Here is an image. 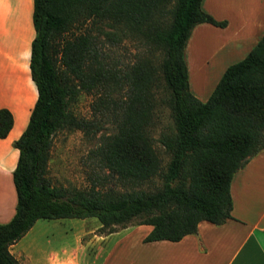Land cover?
I'll use <instances>...</instances> for the list:
<instances>
[{
    "label": "trees",
    "instance_id": "obj_1",
    "mask_svg": "<svg viewBox=\"0 0 264 264\" xmlns=\"http://www.w3.org/2000/svg\"><path fill=\"white\" fill-rule=\"evenodd\" d=\"M202 3L34 0L31 70L38 100L14 143L20 151L13 174L18 202L12 220L0 223V264H21L11 246L40 219L97 218L107 234L146 224L154 229L144 242H178L198 233L202 221L222 225L234 218V176L264 151V36L201 101L190 88L188 41L198 24L227 25ZM89 22L103 23L116 37L138 39L148 54L118 74L100 52ZM123 89L121 98L117 94ZM97 92V108L116 126L103 137L102 165L122 189L55 185L49 177L54 138L63 130L92 134L100 129L73 110L82 93ZM160 104L170 108L174 123L159 139L168 163L152 135ZM13 126V113L0 109V138Z\"/></svg>",
    "mask_w": 264,
    "mask_h": 264
},
{
    "label": "crops",
    "instance_id": "obj_2",
    "mask_svg": "<svg viewBox=\"0 0 264 264\" xmlns=\"http://www.w3.org/2000/svg\"><path fill=\"white\" fill-rule=\"evenodd\" d=\"M202 7L227 22L225 27L198 24L185 50L191 91L206 102L217 87L208 90L206 81L215 75L220 81L228 67L244 60L264 36V0H203ZM35 37L34 0H0V109H9L14 116L9 136L0 138V223L16 214L13 174L20 151L14 143L26 130L38 100L31 70ZM190 54L196 76L203 81L197 89ZM231 192L234 218L222 225L202 221L198 233L178 242H144L152 225L129 226L111 234L97 232L100 225L80 230L56 258L53 251L25 247L23 238L11 252L21 264H264V151L236 173Z\"/></svg>",
    "mask_w": 264,
    "mask_h": 264
},
{
    "label": "rangeland",
    "instance_id": "obj_3",
    "mask_svg": "<svg viewBox=\"0 0 264 264\" xmlns=\"http://www.w3.org/2000/svg\"><path fill=\"white\" fill-rule=\"evenodd\" d=\"M87 28L97 35L100 41V52L110 64L116 66L120 75L128 71L139 57L148 54L147 46L141 41L122 34L116 37L103 23L89 22ZM189 63L192 84L194 89H197V85L203 84V81L196 76L195 60L191 54ZM216 78L217 75L212 80L206 81L208 90L217 86L219 81H215ZM125 94L126 89H123L117 96L123 98ZM162 95L164 94L161 91L160 96ZM99 102L100 93H82L73 106V110L81 117L98 122L100 129H96L92 134L81 130H63L55 136L49 164V177L55 185L86 190L94 185L102 190L122 189L118 179L102 165L101 150L105 142L103 137L115 132L116 126L97 108ZM173 126L170 108L165 104H160L154 113L152 135L155 146L165 163L170 160V155L166 153L159 139L163 133L171 131ZM99 226L100 222L97 218L40 219L30 230L28 236L23 237L22 243L25 247L34 250L42 248L53 251L56 258L63 252L67 243H73L74 239L76 240L80 230L96 229ZM96 230L102 233L101 228Z\"/></svg>",
    "mask_w": 264,
    "mask_h": 264
}]
</instances>
